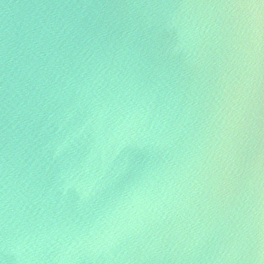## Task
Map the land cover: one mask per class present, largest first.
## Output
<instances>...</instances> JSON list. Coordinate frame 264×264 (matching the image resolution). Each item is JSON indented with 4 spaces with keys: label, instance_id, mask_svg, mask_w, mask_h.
Here are the masks:
<instances>
[{
    "label": "water",
    "instance_id": "1",
    "mask_svg": "<svg viewBox=\"0 0 264 264\" xmlns=\"http://www.w3.org/2000/svg\"><path fill=\"white\" fill-rule=\"evenodd\" d=\"M248 2L0 0V264H264Z\"/></svg>",
    "mask_w": 264,
    "mask_h": 264
},
{
    "label": "snow or ice",
    "instance_id": "2",
    "mask_svg": "<svg viewBox=\"0 0 264 264\" xmlns=\"http://www.w3.org/2000/svg\"><path fill=\"white\" fill-rule=\"evenodd\" d=\"M241 6H247V7L264 6V0H258V4L255 2V0H250V2L242 4Z\"/></svg>",
    "mask_w": 264,
    "mask_h": 264
}]
</instances>
